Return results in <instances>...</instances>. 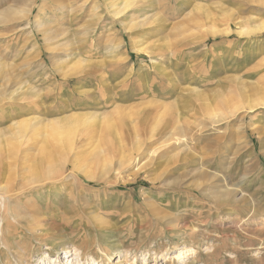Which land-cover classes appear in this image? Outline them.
<instances>
[{"label":"rangeland","instance_id":"374dc122","mask_svg":"<svg viewBox=\"0 0 264 264\" xmlns=\"http://www.w3.org/2000/svg\"><path fill=\"white\" fill-rule=\"evenodd\" d=\"M120 1L0 0V264H264V0Z\"/></svg>","mask_w":264,"mask_h":264},{"label":"bare ground","instance_id":"6f19581e","mask_svg":"<svg viewBox=\"0 0 264 264\" xmlns=\"http://www.w3.org/2000/svg\"><path fill=\"white\" fill-rule=\"evenodd\" d=\"M18 1V0H17ZM115 2L116 1H119V0H114ZM129 1L130 0H121L120 2H119V4L116 6L115 4H117V3H111L110 4V7L111 6H114L113 7V9L111 10L112 11V13L114 14V15H119V13H121V11H123V10H125L128 6H129ZM134 1V0H133ZM143 1V0H142ZM36 2V0H31V2H30V4L28 3H25V5H26V7H27V9H26V12H30V10H31V8H32V6H33V4ZM154 1L153 0H146V3H144V4H142L141 6H143V7H145V6H148V4L150 3V4H152ZM131 4V3H130ZM140 4H141V2H140ZM69 6V5H68ZM116 6V7H115ZM142 7V8H143ZM147 8V7H146ZM24 10V9H23ZM22 10V11H23ZM4 11V10H3ZM5 12V11H4ZM3 14V13H2ZM21 14V13H20ZM6 16V15H5ZM139 16V15H138ZM2 17V16H1ZM152 16H148V15H143V16H139L138 17V19H137V21H135L134 23H132V25H130V26H132V27H134V28H143V27H146V26H148L151 22H152ZM20 19V18H19ZM135 20V19H134ZM7 21H9V18H8V20ZM10 21H12V20H10ZM7 23V22H6ZM128 23V22H127ZM260 25H258V29L260 30V28L261 27H264V23L263 22H260L259 23ZM123 25V24H122ZM125 27V26H124ZM245 29V28H244ZM246 30V29H245ZM249 30V29H248ZM247 30V31H248ZM251 30V29H250ZM231 31V30H230ZM241 31H239V33H240ZM242 32H243V30H242ZM251 32V31H250ZM256 32H257V29H256ZM64 33H66V32H64ZM228 33V32H227ZM246 33V32H245ZM244 33V34H245ZM252 33V32H251ZM258 33V32H257ZM140 35H142V34H137V36L138 37H140ZM53 36V35H52ZM57 37H59V36H57ZM137 39H140V38H137ZM65 44V43H64ZM62 46V45H61ZM56 48V47H55ZM67 57V56H66ZM57 59V58H56ZM8 76V75H7ZM241 86H243V85H241ZM245 89V88H244ZM240 91V90H239ZM35 93V92H34ZM239 94V93H238ZM240 96H241V94H239ZM247 95V94H246ZM243 96V95H242ZM251 101V100H250ZM255 103V102H254ZM262 105V106H264V99H261V101L258 103V105ZM254 106H256V104L255 105H250L248 108H253ZM80 116V115H79ZM79 116H74L73 115V117L71 116L70 118H63V120L61 119L60 121L58 120V125H59V123L61 124V123H63V125H65V122L66 123H71V120L75 123V120L76 121H79V119H80V117ZM83 118V117H82ZM177 119V118H176ZM25 122V121H24ZM23 122V123H24ZM29 122V121H28ZM42 122V119H38L37 120V122H35L36 124L37 123H41ZM72 122V123H73ZM22 123V124H23ZM29 123H31V122H29ZM54 123V122H53ZM55 123H56V121H55ZM21 124V126H23ZM18 125V124H17ZM32 125V124H31ZM52 125H54V124H52ZM56 125V124H55ZM54 125V126H55ZM69 125V124H68ZM72 125V124H71ZM20 126V125H19ZM61 127V126H60ZM152 134V133H151ZM153 135V134H152ZM173 139H174V137H173ZM176 139V138H175ZM56 144V143H55ZM65 147V146H64ZM46 154V153H45ZM47 155H45L44 157H46ZM47 158H49V157H47ZM211 157H210V159H209V161L208 162H211ZM47 162H45L44 164L42 163V165L40 164V168H43L42 166H48V170L45 172V173H42L41 171H40V168L38 169V171H36L35 172V175H34V177H33V179H31V180H27L26 181V184H27V186H30L29 188H30V191H28V193H29V195H30V198L31 197H34L35 199H39L40 197H42L43 195H44V197L45 198H48V197H50V198H54L53 200H55V197H56V193H54V190H55V188L52 186V188H46V191L44 192L43 191V189L44 188H42L45 184H43V181H45L46 179H50L51 181H52V179H53V177H54V175H55V173H57V174H59V172L60 171H58L57 169H55V168H53V166H52V164L50 163V162H52V161H48V160H46ZM9 166H16V164H11V163H6V162H0V171H4V170H6ZM202 167H204L203 165H202ZM23 169H25L24 167L23 168H21L20 170H22V171H24ZM16 170V169H15ZM195 170V169H194ZM18 171H19V169H18ZM40 171V172H39ZM188 173V172H187ZM193 173H194V171H193ZM196 178L197 179H195V177H194V179L195 180H193L194 181V186L193 187H196V189H199L203 194L205 193V195L206 196H208V197H214V193H216L215 194V196H216V198L218 197V200H219V202L221 201H227V199H229L230 198V196L229 195H233V193H235L236 191H237V187L236 186H238L236 183H234V184H229L228 183V181L226 182V180L225 179H220L219 177H217V175L215 174V173H207L204 169H202L201 167H199L198 166V168L196 169ZM59 175H61V174H59ZM188 176V175H187ZM195 176V175H194ZM185 177V176H184ZM210 180H212V183H214V184H216V183H222L223 184V186L225 187V190H223V191H217V192H214V191H211V192H209L210 190L208 189V187H206L207 185L205 184V183H207L208 181H210ZM175 185H176V182H175ZM174 185V186H175ZM210 185V184H209ZM19 186V185H18ZM34 186H36L35 188H33ZM46 186V185H45ZM185 186V185H184ZM188 186H189V184H188ZM22 187V186H21ZM10 188V187H9ZM16 188V187H15ZM22 188H24V187H22ZM26 188V187H25ZM1 189V188H0ZM7 189V188H6ZM6 189H4L5 191V193L7 192V190ZM224 189V188H223ZM19 190V189H18ZM20 191V190H19ZM1 192H3V191H1ZM22 192V191H21ZM207 192V193H206ZM24 193V192H23ZM6 194H8V193H6ZM6 194H5V196H4V194H3V196H0V202H2L1 203V206H2V208H9L10 207V205H11V203L12 202H16V200L18 201L19 199H15L14 198V195L15 194H17V193H15L14 195H12V198L10 197V196H6ZM18 195V194H17ZM20 196V195H19ZM23 196H25L24 194H23ZM19 198V197H18ZM44 198V199H45ZM41 199H43V198H41ZM4 201V202H3ZM17 203H20L19 201L17 202ZM39 203V202H38ZM46 202H44V203H39V204H41V206H42V204L44 205ZM33 205L30 207V210L32 211V212H35L36 210H37V206H38V204H34V203H32ZM54 204V203H53ZM223 204H225V203H223ZM221 205V204H220ZM40 206V205H39ZM42 208V207H41ZM6 211H8V210H6ZM15 211V210H14ZM11 213V212H10ZM4 214V213H3ZM2 215V214H1ZM17 216H18V214H17ZM253 217V214H252V212H248L246 215H245V218H244V220H243V223H245V221H247L248 219H250V218H252ZM11 218L13 219V220H15V221H17V219H16V215H12L11 216ZM31 219H33V218H29V220L30 221H32ZM35 219V218H34ZM36 220V219H35ZM3 221H4V219H3V217H1L0 218V226L2 225V223H3ZM43 225V224H42ZM49 227V226H48ZM58 228V226H55V228ZM42 228V227H41ZM50 228V227H49ZM55 230V229H54ZM102 231V230H101ZM107 238V237H106ZM51 247H53L52 249H54V251L57 249V247L56 246H51ZM176 250H174L173 252H175ZM181 251V252H180ZM188 251V249H186L185 247H181L180 248V250L178 249V252H180V253H178V255H176V259H177V261L178 260H181V258L183 257V255L184 254H186V252ZM109 254H110V252H109ZM109 254L108 253H106L105 254V259H107V256H109ZM147 255V254H146ZM109 258V257H108ZM82 259H83V255H82V251H80V249L79 248H77L76 246L74 247L73 246V244L71 245V246H65L64 248H63V251H62V253H61V255L60 256H58V258H54V257H50L49 256V254H47V253H45L43 256H41V259H40V262L38 263V264H83V262L84 261H82ZM86 262H87V264H91L92 262H94L95 261V259L93 258V256L90 258V259H88V256L86 257V260H85Z\"/></svg>","mask_w":264,"mask_h":264}]
</instances>
